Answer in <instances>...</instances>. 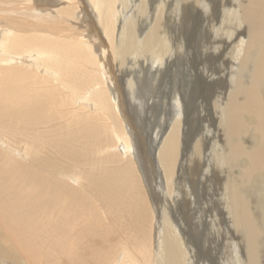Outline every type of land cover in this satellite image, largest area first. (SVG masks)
Masks as SVG:
<instances>
[{"label": "bare ground", "instance_id": "6f19581e", "mask_svg": "<svg viewBox=\"0 0 264 264\" xmlns=\"http://www.w3.org/2000/svg\"><path fill=\"white\" fill-rule=\"evenodd\" d=\"M262 238L264 0H0V264H263Z\"/></svg>", "mask_w": 264, "mask_h": 264}, {"label": "rangeland", "instance_id": "374dc122", "mask_svg": "<svg viewBox=\"0 0 264 264\" xmlns=\"http://www.w3.org/2000/svg\"><path fill=\"white\" fill-rule=\"evenodd\" d=\"M184 41H185V39H183ZM197 56H198V47H197V49L195 50V51H191V49H190V46H188V45H186V56H184V58H183V61L184 62H193V63H196L197 62ZM145 78H147V77H145ZM143 94V93H142ZM140 95V97H138V98H136V101H137V103H136V101H134V100H130V99H127V103H126V109H128L129 110V113H132V115H134V117H135V119H137V121L139 122V123H141L142 122V120L144 119L143 118V116L145 117L146 115H148L147 114V111L145 110L144 111V113H143V115H138V114H133L134 112H140V110H141V107H140V102H139V99L141 98V97H144V95ZM156 95H158V93H156ZM130 102V103H129ZM129 103V104H128ZM136 103V104H135ZM139 104V105H138ZM132 105V106H131ZM134 106H135V108H134ZM134 108V110H132V108ZM140 114V113H139ZM145 114V115H144ZM161 117V114L159 115V118ZM145 125L147 124L146 123V120H145ZM141 126H143L142 124H141ZM143 128V127H142ZM151 146H149L148 144H146V143H142V145H141V150L144 152V153H146V151L147 152H150L151 151ZM261 242H262V246H263V248H264V238H262L261 239ZM264 253L262 254V260H263V264H264Z\"/></svg>", "mask_w": 264, "mask_h": 264}]
</instances>
